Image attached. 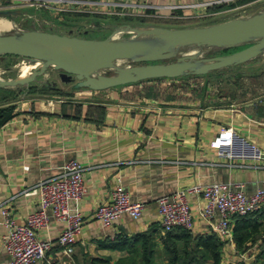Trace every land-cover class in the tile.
Instances as JSON below:
<instances>
[{
  "label": "crops",
  "instance_id": "0c3cea01",
  "mask_svg": "<svg viewBox=\"0 0 264 264\" xmlns=\"http://www.w3.org/2000/svg\"><path fill=\"white\" fill-rule=\"evenodd\" d=\"M79 1L83 3L77 6L81 11L65 7L36 9L1 1L0 11L14 19V31L74 35V31L110 29L111 20L127 21L137 16H170L190 20L189 25L204 26L241 17L239 12L246 11L248 16L264 10V0ZM203 3L212 4L183 8ZM223 16V20L213 22ZM158 80L100 91L72 88L69 95H52V99L21 96L0 101V107L14 105V116L0 125V203L7 201L17 223H24L26 215L37 209V183L58 175L70 159L77 160L84 169L86 191L80 200L71 202V207L83 214L73 254L70 258L61 254L56 240L64 223L52 222L38 233L40 239L52 242L45 259L38 264H85L91 258L118 264L128 252L124 247H113L116 241H131L150 232L161 250L156 234L162 230L157 209L159 197L195 183H241L244 193L249 194L264 179V159L256 169L231 168L209 147L220 130L230 128L236 136L264 152V98L210 104L207 95L196 97ZM117 176L131 200L143 203L144 209L137 219L122 214L110 227H104L95 219L94 211L108 198ZM191 201L195 221L191 234H212L208 223L198 218L200 199L192 197ZM259 210L264 216V204ZM234 219L232 244L222 242L221 264H259L261 241L237 249L233 242ZM262 227L264 241V220ZM4 232L0 213V237ZM8 263L9 257L0 242V264Z\"/></svg>",
  "mask_w": 264,
  "mask_h": 264
},
{
  "label": "built area",
  "instance_id": "2783aa9c",
  "mask_svg": "<svg viewBox=\"0 0 264 264\" xmlns=\"http://www.w3.org/2000/svg\"><path fill=\"white\" fill-rule=\"evenodd\" d=\"M8 4H25L36 9L65 8L81 11L79 0H0ZM234 0H221L230 2ZM83 4V3H81ZM85 5L88 4L84 3ZM212 3L186 5L183 8L206 7ZM83 6V5H80ZM65 7V8H64ZM82 8V7H81ZM209 147L217 158L223 159L231 168H258L264 159V152L254 143L236 136L230 128L220 130L210 141ZM83 167L75 159L67 160L58 175L37 183L38 207L25 217V222L15 221L8 209L7 201L0 203L2 225L5 232L0 237L2 248L9 257L8 264H38L52 248V242L42 240L38 233L46 230L52 222H62L56 245L66 258L73 254L76 236L80 232L83 214L71 207V202L81 199L86 191L83 183ZM200 199L198 218L208 223L213 232L224 244H232L231 224L235 217H243L257 211L264 204V179L254 190L245 194L241 183H195L177 189L171 195L157 199L158 217L161 228L170 231L181 227L191 231L194 225L191 198ZM144 204L133 201L123 188L120 176L110 190L108 198L94 211V217L102 226L110 227L122 214L133 219L142 215Z\"/></svg>",
  "mask_w": 264,
  "mask_h": 264
},
{
  "label": "water",
  "instance_id": "95a60500",
  "mask_svg": "<svg viewBox=\"0 0 264 264\" xmlns=\"http://www.w3.org/2000/svg\"><path fill=\"white\" fill-rule=\"evenodd\" d=\"M6 13L0 11L1 15ZM121 28L134 32L141 29L120 26L103 39L42 30L0 34V55L23 57L31 63H39L25 77L0 78V87L27 85L51 68L61 81L75 82L74 89L100 91L148 79L205 75L264 55V10L204 26L144 28L143 32L151 35L149 38H114L113 34ZM241 44L247 46L214 57L178 52L185 45L223 49ZM118 60L132 64L120 66ZM107 71L110 74H106Z\"/></svg>",
  "mask_w": 264,
  "mask_h": 264
},
{
  "label": "rangeland",
  "instance_id": "374dc122",
  "mask_svg": "<svg viewBox=\"0 0 264 264\" xmlns=\"http://www.w3.org/2000/svg\"><path fill=\"white\" fill-rule=\"evenodd\" d=\"M246 11L239 12V16L245 17ZM254 14V13H253ZM228 16V15H226ZM0 20L11 22V28L0 34H9L13 32H18L12 30L14 28V19L7 15L0 14ZM75 20L79 19L74 17ZM223 17L216 18L213 22L223 20ZM124 19H116L109 21L112 24L110 29L103 31L96 30H86L85 32H73L75 36L85 37L90 39H101L107 34L111 33L119 25H125L136 27V28H151V27H162L167 29H177L188 26H199V25H185L172 21L175 19L170 16H155V15H145L143 17H131ZM16 20V19H15ZM76 21V22H78ZM207 22V21H206ZM205 24L202 22L201 24ZM210 25V24H209ZM116 26V27H115ZM42 28V27H40ZM58 31V30H54ZM137 37L134 32H125L117 36V39H127ZM247 44H241L238 46H232L227 48H213V47H203L199 48L194 47L198 50H203L199 55L203 58L221 56L232 53L239 49L244 48ZM189 50L188 47L182 46L179 48L178 52L182 53ZM174 60V59H172ZM31 63L26 58L12 56V55H0V78L14 79L18 77V68L22 63ZM18 64V65H17ZM130 62H124L119 64L120 66L131 65ZM227 67L224 70H220L217 73L219 74H208L205 76H193L192 74L184 75L172 79H159L158 81L166 83L172 89H178L184 92H191L193 96L199 97L202 95H207V102L210 104H230L243 102L250 99H260L264 98V55L257 56L256 61H249L243 64L234 65ZM32 71V69H31ZM110 74V72H106ZM240 75V76H239ZM239 76V77H238ZM75 82H63L58 78L56 71L48 68L44 75L38 76L33 82H30L24 86H15L9 88H1L0 90V99L7 97L8 99L17 100L19 97H38L42 99H52L51 92H42V85L45 86V89H50L51 87H60L61 91L67 96L72 92V84ZM54 84V86H53ZM30 86L35 87V90L30 89ZM10 89V90H8ZM8 91V92H7ZM13 97V98H12ZM52 97V98H51ZM222 99V100H219ZM4 101L3 99L0 100ZM207 102H204L206 104Z\"/></svg>",
  "mask_w": 264,
  "mask_h": 264
},
{
  "label": "trees",
  "instance_id": "16d2710c",
  "mask_svg": "<svg viewBox=\"0 0 264 264\" xmlns=\"http://www.w3.org/2000/svg\"><path fill=\"white\" fill-rule=\"evenodd\" d=\"M220 8L222 7H217L216 10ZM172 21L185 25H189L191 22L187 19L177 18L172 19ZM256 60L257 57L249 61ZM228 67L232 68L231 66ZM226 68L227 67H225V69ZM220 70L224 69L214 70L205 75H217L219 74L217 72ZM151 80L156 79H148L145 81ZM30 89L35 90V87L30 86ZM40 90L43 93L49 91L55 96H63L66 94L55 87L45 89L43 85ZM5 98L8 100L7 97ZM13 108L14 105L11 104L6 107H0V125L14 116L12 112ZM263 220L264 216L261 214V210L248 213L243 217H235L232 230L233 242L237 249L246 247V243L252 244L257 240L261 241V253L258 256L259 264H264V241L261 239ZM153 234V232L141 234L131 241H116L117 243L114 244L113 247H124L128 252V256L125 259H121L118 264H221L222 241L214 233L194 236L191 234V231L181 227H174L170 231L161 230L156 233L162 244L161 250L157 248V243L155 242ZM85 264H106V261L91 258Z\"/></svg>",
  "mask_w": 264,
  "mask_h": 264
},
{
  "label": "bare ground",
  "instance_id": "6f19581e",
  "mask_svg": "<svg viewBox=\"0 0 264 264\" xmlns=\"http://www.w3.org/2000/svg\"><path fill=\"white\" fill-rule=\"evenodd\" d=\"M10 28H11V22H7V24H5V21L0 20V33H3L5 31L9 30ZM143 30H144V28H141L138 32H134V31L129 30V29H122L121 28V29H118L113 34V37L114 38H117V36L119 34L125 33V32L128 31V32H134V33H136V35H137L138 38H149L151 35L148 32L147 33H144ZM185 47H188L189 50H187L185 52H182L181 54H183V55H192V54H198L199 55L200 53L203 52V50L201 51V50H198V49L194 48V47H197L195 45H185ZM201 48H203V47H201ZM117 62H118V65H119V64H122V63H124L126 61H124V60H118ZM36 65H39V63H37V62H35V63H22L19 66V68H18V76L19 77H25V76L29 75L31 73V69H33V67H35ZM124 66H126V65H124Z\"/></svg>",
  "mask_w": 264,
  "mask_h": 264
},
{
  "label": "flooded vegetation",
  "instance_id": "af4514ba",
  "mask_svg": "<svg viewBox=\"0 0 264 264\" xmlns=\"http://www.w3.org/2000/svg\"><path fill=\"white\" fill-rule=\"evenodd\" d=\"M28 60V59H27ZM72 86H73V84H72Z\"/></svg>",
  "mask_w": 264,
  "mask_h": 264
}]
</instances>
